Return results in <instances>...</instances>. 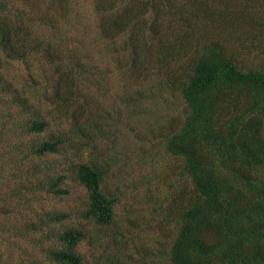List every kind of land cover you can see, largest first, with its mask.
Masks as SVG:
<instances>
[{
	"label": "trees",
	"instance_id": "obj_1",
	"mask_svg": "<svg viewBox=\"0 0 264 264\" xmlns=\"http://www.w3.org/2000/svg\"><path fill=\"white\" fill-rule=\"evenodd\" d=\"M15 2L0 0V68L3 58L26 63L39 55L55 76L45 98L71 120L67 133L80 138L51 133L38 144L14 145L12 157L32 164L40 181L32 190L64 197L70 176L41 165L47 156L62 155L87 192L83 219L110 227L117 199L103 191L107 170L75 160L104 134L106 114L89 93L97 85L94 73L70 44L73 38L26 18ZM93 10L100 37L123 40L120 73L149 83L134 100L163 92L179 100L164 147L179 160L181 185L167 196L176 197L165 217L171 235L151 253V264H264V0H93ZM5 84L7 89L0 75V88ZM11 95L15 104L29 106V99L14 90ZM47 127L38 117L26 133L39 135ZM65 218L61 212L47 222ZM85 238L82 227L65 229L57 235L60 248L48 249V260L84 264L77 247Z\"/></svg>",
	"mask_w": 264,
	"mask_h": 264
},
{
	"label": "rangeland",
	"instance_id": "obj_2",
	"mask_svg": "<svg viewBox=\"0 0 264 264\" xmlns=\"http://www.w3.org/2000/svg\"><path fill=\"white\" fill-rule=\"evenodd\" d=\"M15 1L26 18L45 23V29L53 32L50 25H55L59 34L73 38L70 44H76L84 62L89 63L97 82L89 93L96 110L106 114L104 134L74 155L80 163L107 170L103 191L115 197L117 204L112 226L101 228L85 221L82 211L87 192L68 173L62 155L47 156L41 165L70 176L64 182L69 194L56 197L32 190L40 181L32 176V164L12 157L13 146L41 143L51 133H67L72 124L45 98L52 92L55 76L39 55L30 56L26 63L3 58L0 75L8 88L6 84L0 88V264H52L47 252L60 248L57 235L78 227L86 234L77 247L84 264H151V253L156 247H165L171 235L165 217L172 212L176 197L167 196L176 195L181 185L179 160L164 147L175 123L177 95L154 93L152 99L134 100L136 92L149 83L133 82L120 73L126 61L123 40L100 37L93 0ZM13 90L29 99V106L15 104ZM130 102L135 107H129ZM38 117L48 122L47 129L27 135L29 122ZM68 154L69 160L73 158L70 150ZM61 212L67 218L49 226L48 218Z\"/></svg>",
	"mask_w": 264,
	"mask_h": 264
}]
</instances>
